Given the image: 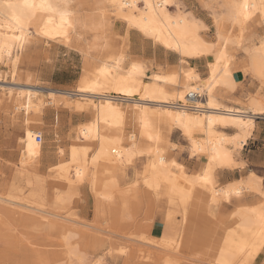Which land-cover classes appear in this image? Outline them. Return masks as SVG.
<instances>
[{"label": "bare ground", "instance_id": "bare-ground-1", "mask_svg": "<svg viewBox=\"0 0 264 264\" xmlns=\"http://www.w3.org/2000/svg\"><path fill=\"white\" fill-rule=\"evenodd\" d=\"M70 2L73 3L71 0H0V60L3 58L10 59L12 76L17 71L16 65L20 61V51L32 35L31 28H33V32L35 31L40 36L52 40L61 39L65 43L71 38L80 40L81 30L89 28L90 25L87 21H80L76 17L73 9L69 7ZM105 2L106 6L114 12L113 14L124 20L128 27L136 29L140 34L152 39L154 43L165 50H171L178 54L180 63L189 64V60L192 58L206 57L207 76L201 79L199 73L193 70V67H189L183 69L181 76L177 74L178 72L172 71L168 74H151V79L146 81L142 79L145 73L144 66L133 61L125 69L123 67L125 55L119 53L106 56L108 60L102 61L94 71L86 72L73 90L47 88L46 91H43L32 84H23L24 87L0 88V104L14 95L15 101H17L15 107L19 108L18 105H20V108L22 107L26 114L30 112L29 110L38 113L37 120L39 123L41 122L39 113L42 106H44L40 93L43 92L51 95V98L53 97L54 100L49 102L55 105L54 108H62L91 117L86 124H82L81 127L74 130L71 135L73 143L68 146L66 151L61 149L59 155L61 161L51 166V177L54 179L52 184H60L68 189H74L86 179L90 182L91 187L96 189L97 180L95 178L96 176L99 178L101 172L119 171L124 177L126 174L125 166L131 164L135 156L144 155L145 163L140 173L142 174L143 183L155 195H163L169 207H177L178 203L183 206L191 195L190 188L195 185H201L206 191V201L209 204H218L220 199L228 201L233 194L239 196L244 188H248V190L252 188L264 197V189L260 190L262 187L253 175H248L244 180L232 181L225 187H215L213 182V172L218 166L231 167L235 164L232 156L233 147L241 149L245 145L253 126L254 115L261 114L264 111L263 106L254 98H251L248 105L250 114L239 107L226 105L217 99L215 93L217 87L223 86L231 90L235 85L230 67L231 60L225 50L232 40L227 34H224L222 27L220 28L218 25L217 28L216 26V38L221 47L215 51L214 45L205 40L200 34L203 27L202 20L190 15L189 12L181 11L179 8H177L176 13L170 12L169 6H171L173 0H105ZM223 4L226 11L223 15L217 17L229 23L231 27L237 26L240 34H244L242 32L245 30L248 21L262 26L263 35L259 43L255 47L248 46L242 50L247 53V63L252 75L263 83L264 0H223ZM103 5L102 7H104ZM100 10L101 15L105 18V9L101 8ZM104 22L93 23L92 26H94V29H98L101 27L99 25ZM251 29L250 26V30L247 29V31H251ZM243 37H246V35ZM236 39L241 40V37ZM236 41L238 44L239 40ZM166 83L175 86L180 84L181 87L178 86L179 89L169 91L165 87ZM202 95L206 96L204 102L198 99ZM4 96L7 98L5 99ZM22 96L23 102L21 103L19 99ZM13 109L15 108L13 107ZM7 114H10V112ZM27 123L25 127L23 126L21 168L17 175L19 179L16 178V183L12 185L14 191L11 190L12 193L8 192L9 194L6 197L1 196L0 200L1 202L18 205L17 209L5 208L9 214H21L22 218L40 227L41 225L44 226V220H42L44 216L35 215V212L41 211L40 206H42V203H40V200L42 199V185L44 184L41 182L42 179L36 177L38 175L35 176V173L38 170V163H41V144L35 138L36 134H39L35 127L37 124L33 123L36 124L34 125L35 130L33 125ZM159 124L175 125L181 128L183 133L189 137L187 139L192 148L190 155L200 153L206 157L201 173H186L183 165L166 153L164 143L167 140L165 141V138L160 135ZM217 126L232 127L235 132L232 135L218 134L216 131ZM128 127L134 129L136 133H127L126 129ZM193 131H201L204 136L200 140H196L191 136ZM83 142L94 145L91 154L88 153L90 146L80 144ZM228 144L231 146H227ZM65 156L66 159H63ZM110 178H113V176ZM22 179L25 180L27 185L31 186V191L28 194L26 193V197L22 195L23 190L19 181ZM100 185L102 190L98 192V195L103 202L112 199V189L114 191L115 187L122 190L118 186L117 179L115 181L110 179ZM131 186L129 185V187ZM118 194L123 203L126 194L123 191L118 192ZM152 197L155 199L154 196ZM69 199L70 196L68 195L63 198L59 196L56 201L63 203L68 202ZM149 200L152 201L153 199ZM202 201L204 202V200ZM16 205L13 207H16ZM10 207L12 206L10 205ZM26 210L35 212L28 215ZM169 212L167 217L171 218ZM198 213L200 214V212ZM234 216L237 219L234 220L237 221L236 228L231 231L228 228L230 232L226 235L223 245L219 246L220 248L214 253L213 262L215 264H237L238 262L239 264H252L264 247V202L258 206L240 208L235 211ZM0 218L3 220L2 216ZM214 221H212V224ZM183 222L185 221L183 220ZM66 226L61 223H53L51 228L60 229V227L66 228ZM67 229L71 228L67 227ZM184 236L182 239L180 234L177 236L174 233L166 232L158 239L161 252L157 256L159 259H163L161 261L163 264H177L173 262L174 260H171L174 259L172 254L178 252L181 243L186 246V240L190 237L188 235ZM66 238H68L67 235ZM152 240H154L153 237ZM67 244L69 245V242ZM148 251L141 252L143 255L140 256L146 257L148 260L154 259L156 256H152V253L150 254ZM181 251L178 253H182ZM199 253L201 252L199 251ZM92 264L103 263L99 258Z\"/></svg>", "mask_w": 264, "mask_h": 264}, {"label": "rangeland", "instance_id": "rangeland-1", "mask_svg": "<svg viewBox=\"0 0 264 264\" xmlns=\"http://www.w3.org/2000/svg\"><path fill=\"white\" fill-rule=\"evenodd\" d=\"M71 1L73 3L70 2L69 7L73 9L76 17L80 21H87L90 25L88 26L89 28L81 30L80 40L71 38L66 43L63 39V41L61 39H55V41L42 35L40 36L37 32H33V28H31L32 35H30V39L26 45L24 44L25 46H23L19 54L20 61L16 65V74L12 76L10 59L3 58L0 60V88L24 87L23 84H32L43 91H46L47 88L73 90L86 72L94 71L102 61L108 60L106 56L119 53L125 55L123 61L125 69L133 61L141 63L144 66L145 77L142 76V79L146 81L151 79V74H168L176 71L181 76L183 71L189 67H193V70L199 73L191 63L181 62V64L177 61L176 65L168 66L151 60V53L148 47H156L158 54H171L173 58H179L178 54L174 51L165 50L154 43L152 39L140 34L136 29L128 27L124 20L118 18L106 6L105 0ZM96 3L99 4L97 5ZM170 5L169 10L171 13H176L177 8H179L181 11L189 12L190 15L202 20L203 27L200 34L205 40L214 45L215 51L221 47L215 33L218 25L220 28L222 27L224 34H227L232 40L225 50L231 60L230 67L232 73L236 75L237 83H235L231 90L223 86L217 87L215 91L217 99L226 105L239 107L247 112V114H250L248 105L251 98H254L264 109V82L262 83L252 75L247 63V53L244 52L245 50H242L248 46L255 47L259 43L263 35L262 26L248 21L245 25V30L242 32L246 37H243L245 35L239 33L237 26L231 27L229 23L217 17L218 15H223L226 11L223 0H173ZM101 8H104L106 11L105 18L101 15ZM91 9L93 10L91 11ZM103 21L105 22L100 24L99 26L101 27L98 29H94V26H92L93 23L97 24ZM250 26L252 27L251 31H247V29L250 30ZM239 36L241 40L236 39L240 38ZM236 40H239V45ZM139 51H141V55H139ZM143 54H145V57H143ZM201 61L204 66L200 67L203 73H199V76L201 79H204L207 76L206 57H201ZM245 76L249 80V83L256 82V90L251 91L250 89H246L247 86L240 83L241 78ZM252 85V88L255 87L254 84ZM178 86L179 88L181 87L180 84L176 86L172 84L165 85L169 91L179 89ZM40 95H42V100L44 101V106H42L39 113L40 123L37 120L38 113L29 110L30 112L26 114L25 110L22 107L20 108V105H18L19 108L15 107L17 101H15L14 95L8 98L4 96L8 100L0 104V197H6V195L12 193V185L16 183V178L19 179L17 175L21 168L22 137L26 123L29 121L30 123L27 124L33 125V127L37 124L35 126L37 130L35 127L34 129L42 135V142L40 143L41 163H38V170L35 176L38 175L36 177L40 180L42 179L41 182L44 184L42 185V199L40 200L41 202L39 201L42 203V206H40V212L26 210V213L28 212V215H30L29 213L35 212V215L46 217V219L42 218L44 226L41 225L39 227L37 224L22 218L21 214H9L5 208L17 209L18 205L1 202L0 200V216L3 217V220L0 218L2 220H0V264H92L99 258L103 264H163L161 262L163 259H159L157 256L161 252L158 239L166 232L174 233L177 236L180 234L182 239L184 235L190 237L186 236V239L188 238L186 246L181 243L178 252L182 250V253L176 252L172 254L174 259L171 260H174L173 262L177 264H215L213 262L214 253L223 245L228 232L236 228L237 221H234L237 220L236 216H234L235 211L247 206H258L264 202V197L260 195V192L252 188L250 190L244 188L241 190L239 196L233 194L228 201L220 199L218 204H209L206 201V191L201 185H195L193 188H190L191 195L183 206L178 203L177 207H169L163 195H159L160 197L155 195L143 183L142 174L140 173L145 163L144 155L135 156L132 163L125 166L126 174L124 177L119 171L101 172L100 177L96 176L95 178L97 180L96 189H93L90 182L86 179L80 186L74 189H68L66 186L64 187V185L61 186L60 184H58L59 186L52 184L54 179L51 177V166L61 161L59 157L61 149L66 151L68 146L73 143L71 135L74 130L81 127L82 124H86L91 117L62 108H54L55 105L51 103L54 99L53 97L51 98V95H48L46 92L40 93ZM198 99L204 102L206 96L202 95ZM19 101L23 102V96ZM8 111L10 114L14 112L13 116L7 114L9 113ZM254 116L262 117L259 119L261 122L258 124L254 136H251L254 127L253 117V126L245 145L241 149L233 147L232 156L235 164L231 167L218 166L214 170L213 182L215 187H225L229 184V177L225 176L224 169L239 167L242 172L230 175V178L244 180L248 175H253L262 187H259L260 190L264 189V166L251 164L247 160V158H252L254 162H257L264 158V111ZM169 128L171 129L170 131ZM158 130L160 135L165 138V141L167 140L164 143L166 153L182 164L186 173L199 174L202 172L206 157L200 153L192 154L193 156L190 155L192 148L189 144L191 143L187 139L189 137L183 133L181 128L175 125L159 124ZM216 131L218 134L232 135L235 129L217 126ZM126 132L134 133L135 131L128 127ZM192 134L191 136L196 140H200L204 136V133L201 131H193ZM80 144L90 146L88 153L91 154L93 152L94 145L88 142ZM262 145L263 148H261ZM227 146L230 147L231 145L228 144ZM63 159H66V156ZM112 176L113 178H110ZM114 177L117 179L118 186L122 190H118L115 187L114 191L112 189V199L103 202L98 195V192L102 190L100 184L108 182L110 179L115 181ZM19 181L23 190L22 195L26 197L31 191V186L27 185L23 179ZM129 185L132 186L129 187ZM133 185L135 186L133 187ZM125 189L128 190L126 191ZM122 191L127 195L124 196L123 203L118 194V192ZM62 195H64L63 197L66 195L70 196L69 201L63 203L57 202V197L63 198ZM151 198L153 199L152 201L149 200ZM20 200L23 201L25 199ZM15 205L16 207H13ZM204 205L206 206L204 207ZM168 212L171 218L167 217ZM151 214L155 215L151 216ZM212 221H214L213 224ZM53 223H61L63 226H67L66 228L60 227V229L51 228ZM67 227L71 229H67ZM192 227L194 228L192 229ZM66 235L68 238H66ZM152 237L154 240H152ZM68 242L69 245L67 244ZM118 249H120V252ZM144 251H148L150 254L152 253V256L155 255L156 257L148 260L146 257L140 256L143 255L141 252L144 253ZM257 257L252 264H264V247ZM78 258L82 260L79 261L77 260Z\"/></svg>", "mask_w": 264, "mask_h": 264}, {"label": "crops", "instance_id": "crops-1", "mask_svg": "<svg viewBox=\"0 0 264 264\" xmlns=\"http://www.w3.org/2000/svg\"><path fill=\"white\" fill-rule=\"evenodd\" d=\"M149 48V52L151 53L150 54V59L153 60L154 62L156 63H159V64H162V65H168V66H174L176 65L178 59L177 58H173V56L171 54H158L157 50H156V47H148ZM139 55H141V51H139ZM143 57H145V54H143ZM189 62L196 68V70L199 72V73H203V70H200V67H203L204 64L203 62L201 61V57L200 58H192L189 60ZM233 80L235 83H237V79H236V75L233 74ZM243 85L247 86L246 89H250L251 91L253 90H256L257 88V84L256 82H250L249 83V80L247 79V77H243L241 78V82ZM254 84L255 87H251V85ZM253 86V85H252ZM262 118L260 116H254V127L252 129V133H251V136H254L256 130H257V127H258V124L261 122L259 119ZM251 138V137H250ZM263 148V145L262 147ZM247 160L251 163V164H255V165H263L264 166V158L261 160V161H257V162H254L252 160V158H247ZM224 172L226 173L225 176H228L229 178V181L228 183L232 182V181H235L237 180V178H230V175H235L236 173H241V169L239 167H234L232 169H224Z\"/></svg>", "mask_w": 264, "mask_h": 264}, {"label": "built area", "instance_id": "built-area-1", "mask_svg": "<svg viewBox=\"0 0 264 264\" xmlns=\"http://www.w3.org/2000/svg\"><path fill=\"white\" fill-rule=\"evenodd\" d=\"M35 138H36V141L37 142H39V143L42 142V135L40 133L39 134H36Z\"/></svg>", "mask_w": 264, "mask_h": 264}, {"label": "snow or ice", "instance_id": "snow-or-ice-1", "mask_svg": "<svg viewBox=\"0 0 264 264\" xmlns=\"http://www.w3.org/2000/svg\"><path fill=\"white\" fill-rule=\"evenodd\" d=\"M42 7H44V5H42Z\"/></svg>", "mask_w": 264, "mask_h": 264}]
</instances>
